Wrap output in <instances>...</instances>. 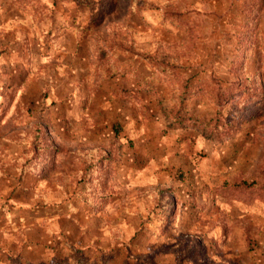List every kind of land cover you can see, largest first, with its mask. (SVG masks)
<instances>
[{
    "label": "rangeland",
    "instance_id": "374dc122",
    "mask_svg": "<svg viewBox=\"0 0 264 264\" xmlns=\"http://www.w3.org/2000/svg\"><path fill=\"white\" fill-rule=\"evenodd\" d=\"M260 182L264 0H0V264H264Z\"/></svg>",
    "mask_w": 264,
    "mask_h": 264
},
{
    "label": "trees",
    "instance_id": "16d2710c",
    "mask_svg": "<svg viewBox=\"0 0 264 264\" xmlns=\"http://www.w3.org/2000/svg\"><path fill=\"white\" fill-rule=\"evenodd\" d=\"M161 66V68H163L164 70L163 71H166V72H168V73H172L171 72V66H169V65H167V64H161L160 65ZM218 84V83H217ZM219 85V84H218ZM239 85V84H238ZM238 85H236V87L238 86ZM186 87V86H185ZM225 90L227 91V89H223L221 86H218L217 88H216V90H215V92L213 93V95H214V98H219V97H222V95L225 93ZM243 88L242 87H239V93H242L243 92ZM229 91V90H228ZM228 91H227V93H225L227 96H228ZM128 93V92H127ZM250 95H252V93H250ZM249 95V96H250ZM124 97L126 98V99H130V100H133L134 99V96H132V95H130V94H124ZM185 98H187V99H189V93L188 92H183L182 94H180L179 95V99H180V105H178L179 107H178V109H177V111L175 112V114H176V116H174L175 118H176V121H178V122H182V121H184L185 119H191V118H193L194 116H196L195 114H189L188 112L187 113H185L184 112V110H183V107H184V104H185ZM185 113V114H184ZM222 121V119H220L219 118V116L218 117H215L213 120H211V122H209L208 123V125H212L213 127H215V128H217L218 130H221L222 131V128L224 127V125L226 124V123H223V125L222 126H220L221 125V123L223 122H221ZM41 147H42V145H41V143H39L38 145H37V149L40 151V149H41ZM260 187L262 188V189H264V182H260Z\"/></svg>",
    "mask_w": 264,
    "mask_h": 264
}]
</instances>
